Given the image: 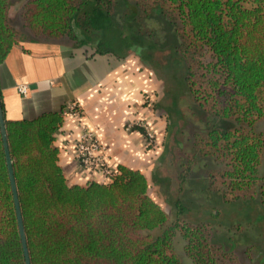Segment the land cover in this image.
<instances>
[{
    "label": "trees",
    "instance_id": "16d2710c",
    "mask_svg": "<svg viewBox=\"0 0 264 264\" xmlns=\"http://www.w3.org/2000/svg\"><path fill=\"white\" fill-rule=\"evenodd\" d=\"M11 3L0 0V66L22 38L10 19ZM124 4L135 8L137 22L158 11L171 24L192 102L213 122L236 124L229 131L194 134V156L182 166L180 182L190 177L197 158L209 159L216 168L206 173L208 192L220 194L226 204L257 201L264 209V134L258 130L264 123V0ZM117 5L115 0H24L21 25L33 40L69 42L75 50L122 59L104 36L113 29ZM119 38L122 43V34ZM0 99L31 264H182L174 246L178 235L193 264H241L232 250L214 243L213 225L170 222L148 194L154 179L137 169L121 165L107 184H69L56 146L65 114L13 120L1 93ZM132 130L148 139L145 129ZM175 208L182 210L179 201ZM0 264H26L1 125Z\"/></svg>",
    "mask_w": 264,
    "mask_h": 264
},
{
    "label": "crops",
    "instance_id": "0c3cea01",
    "mask_svg": "<svg viewBox=\"0 0 264 264\" xmlns=\"http://www.w3.org/2000/svg\"><path fill=\"white\" fill-rule=\"evenodd\" d=\"M20 86L28 87L26 96ZM151 70L135 57L118 59L97 55L90 49L75 50L64 41H37L21 38L0 66V93L7 118L31 120L48 112L66 113L76 104L81 120L65 116L57 133L60 166L71 185L85 186L95 178L79 167L75 142L87 127L102 141L117 171L127 166L153 180L158 157L147 140L129 126L145 128L163 137V123L150 109L156 96Z\"/></svg>",
    "mask_w": 264,
    "mask_h": 264
},
{
    "label": "rangeland",
    "instance_id": "374dc122",
    "mask_svg": "<svg viewBox=\"0 0 264 264\" xmlns=\"http://www.w3.org/2000/svg\"><path fill=\"white\" fill-rule=\"evenodd\" d=\"M115 1L118 5L112 18L113 29L104 34L110 49H120L123 57L132 56L144 67L150 66L157 86L156 96L148 100L155 118L163 123L164 132L163 137L149 132L153 139L147 141L148 147L155 151L158 160L148 194L163 207L170 222L181 219L194 224L209 223L214 227V243L232 250L241 264H264V209L257 201L226 204L220 194L208 192L206 173L216 164L205 158H197L190 177L184 184L180 182L182 166L194 156V134L213 128L229 131L236 124L226 120L213 122L192 102L184 83L185 67L175 54L178 37L171 24L158 11L137 22L132 5H125L124 0ZM23 4L24 0H12L9 15L25 39L29 35L21 25ZM258 130L264 134V123ZM177 201L181 203L180 211L175 208ZM174 246L182 264H193L180 235Z\"/></svg>",
    "mask_w": 264,
    "mask_h": 264
},
{
    "label": "built area",
    "instance_id": "2783aa9c",
    "mask_svg": "<svg viewBox=\"0 0 264 264\" xmlns=\"http://www.w3.org/2000/svg\"><path fill=\"white\" fill-rule=\"evenodd\" d=\"M19 92L26 96L28 94V87L20 86ZM65 114L76 120H81L80 111L78 110V106L76 104L68 105ZM132 127L133 125L129 126L128 130H131ZM82 130V134L75 142L76 160L79 167L84 172L90 173L95 178V182L107 184L116 172L110 166V156L107 148L90 129L82 126ZM146 132L148 135L147 141L150 143L153 139L152 135L147 130Z\"/></svg>",
    "mask_w": 264,
    "mask_h": 264
},
{
    "label": "water",
    "instance_id": "95a60500",
    "mask_svg": "<svg viewBox=\"0 0 264 264\" xmlns=\"http://www.w3.org/2000/svg\"><path fill=\"white\" fill-rule=\"evenodd\" d=\"M0 125H1L3 140H4V144H5L7 164H8L9 175H10V180H11V185H12V191H13V196H14V201H15L17 220H18L19 231H20V235H21V241H22V245H23L24 256H25L26 264H31L30 258H29V252H28V248H27V240H26V235H25V230H24V225H23L22 214H21L19 200H18L17 188H16L14 172H13V167H12V161H11V157H10V153H9V149H8V145H7V140H6L5 120H4V115H3L2 105H1V99H0Z\"/></svg>",
    "mask_w": 264,
    "mask_h": 264
}]
</instances>
